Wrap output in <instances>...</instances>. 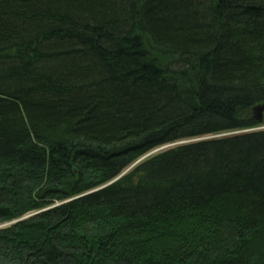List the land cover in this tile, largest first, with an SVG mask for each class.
I'll return each instance as SVG.
<instances>
[{
    "label": "trees",
    "instance_id": "trees-1",
    "mask_svg": "<svg viewBox=\"0 0 264 264\" xmlns=\"http://www.w3.org/2000/svg\"><path fill=\"white\" fill-rule=\"evenodd\" d=\"M263 104L264 0H0V264H264Z\"/></svg>",
    "mask_w": 264,
    "mask_h": 264
},
{
    "label": "water",
    "instance_id": "water-1",
    "mask_svg": "<svg viewBox=\"0 0 264 264\" xmlns=\"http://www.w3.org/2000/svg\"><path fill=\"white\" fill-rule=\"evenodd\" d=\"M255 112H257L256 114H255V117H256V119L260 122V123H262L263 122V115H262V112L264 111V105H259V106H257L255 109ZM258 129H262V128H258ZM120 178V177H119ZM119 178H117V179H119ZM116 179V180H117ZM115 180V181H116ZM114 182V181H113ZM112 183V182H111Z\"/></svg>",
    "mask_w": 264,
    "mask_h": 264
},
{
    "label": "rangeland",
    "instance_id": "rangeland-1",
    "mask_svg": "<svg viewBox=\"0 0 264 264\" xmlns=\"http://www.w3.org/2000/svg\"><path fill=\"white\" fill-rule=\"evenodd\" d=\"M256 113H257V112H255V110H254V115H255ZM262 115H263V121H264V111L262 112ZM259 128L264 129V125L260 126ZM160 149H162V148H160ZM160 149H157V150H155V151L149 153L147 156H150V155H152L153 153L158 152ZM147 156H146V157H147ZM144 158H145V157H144ZM13 222H14V221H12V222H8V223H3L2 225H0V228H3V227H5V226H8V225H10V224L13 223Z\"/></svg>",
    "mask_w": 264,
    "mask_h": 264
},
{
    "label": "bare ground",
    "instance_id": "bare-ground-1",
    "mask_svg": "<svg viewBox=\"0 0 264 264\" xmlns=\"http://www.w3.org/2000/svg\"><path fill=\"white\" fill-rule=\"evenodd\" d=\"M264 105V104H263ZM209 138H212V137H208V138H199V139H197V141L198 140H202V139H209ZM187 142H190V140H187V141H184V142H180V143H187ZM170 146H173V144H171V145H167V146H165V147H163L162 149H164V148H166V147H170ZM161 150V149H160ZM139 161H137L134 165H136L137 163H138ZM116 180V179H115ZM114 180V181H115ZM113 182V181H112Z\"/></svg>",
    "mask_w": 264,
    "mask_h": 264
}]
</instances>
